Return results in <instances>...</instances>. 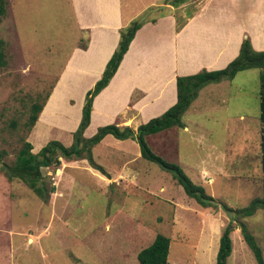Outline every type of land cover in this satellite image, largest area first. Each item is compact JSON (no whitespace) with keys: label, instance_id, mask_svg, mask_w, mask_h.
Masks as SVG:
<instances>
[{"label":"rangeland","instance_id":"obj_1","mask_svg":"<svg viewBox=\"0 0 264 264\" xmlns=\"http://www.w3.org/2000/svg\"><path fill=\"white\" fill-rule=\"evenodd\" d=\"M4 1L6 13L1 15L0 39L5 42L8 63L0 67V153L3 154L1 163L13 165L26 140L32 142L33 152H38L51 140L47 137L41 142L42 137L34 126L30 128V115L34 103H46L69 53L79 40L80 30L70 0ZM163 5L160 13L164 12ZM149 12L158 14L157 9L145 12L148 19ZM183 19L182 13L180 21ZM261 75V68H250L240 71L227 84H221L223 98L231 100L230 110L223 107L206 113L211 116L206 121L201 119V111L188 113L190 130L174 126L150 136L148 143L152 150L179 164L193 182L205 189L208 185L200 177L201 166L211 157L216 162L222 161L218 156L223 155L225 148L240 146L243 156L236 158L244 165L248 162V153L253 151L244 131L256 130L258 122L252 120L245 125L238 120L228 121V116L243 108L247 111L234 113H246L253 119L257 116ZM231 89L243 90L245 95L226 97V91ZM71 98L77 103L79 95ZM238 98L245 100V106L237 105ZM57 102L55 98L46 106L43 117L50 110L52 113ZM76 111V105L68 106L72 121ZM52 139L56 137L53 135ZM98 158L106 164V159L105 162L102 157ZM134 164L142 167L139 183L110 184L107 181H114L113 177H107L88 158H62L61 165L43 168L47 188L51 185L56 188L45 201L22 179H9L0 166V264H140L139 251L149 246L158 233H165L174 242L169 264H215L218 251L212 248L214 240L205 239L206 234L203 238L198 231L190 233L187 224L173 220L176 211L160 201L159 196L165 194L159 192L160 185L170 184L174 190L171 194L182 203L181 207L196 211L188 215L189 219L197 221L195 229L200 227L199 215L204 214V206L187 196L172 173L156 162L141 158ZM236 171L226 172L230 174L229 187L239 174ZM215 185L223 187L222 178L219 177ZM176 187L183 189L185 196ZM218 201L217 210L220 207L223 210V201ZM256 240L262 246V238ZM234 242L235 249H239L238 239ZM244 243L243 251L233 253L238 260L235 262L232 255L227 264H258L248 243Z\"/></svg>","mask_w":264,"mask_h":264},{"label":"crops","instance_id":"obj_2","mask_svg":"<svg viewBox=\"0 0 264 264\" xmlns=\"http://www.w3.org/2000/svg\"><path fill=\"white\" fill-rule=\"evenodd\" d=\"M70 1L76 25L80 30L79 40L69 53L34 125L35 132L42 137L41 142L47 137L52 139L54 135L67 145L72 144L73 132L82 118L86 93L102 77L119 44L121 29L152 9H157L158 14L149 12V19L137 31L115 75L94 98L91 122L84 132L86 137L93 136L100 126L110 123L129 125L137 129L142 123L160 116L178 100V76L195 74L203 69L216 70L226 67L239 55L245 37L250 38L255 50L264 51V0H193L181 6L169 2L162 3L164 0ZM162 4H165L164 12L160 13ZM182 13L184 19L180 21ZM227 82L230 80L209 83L200 90L201 95L197 96L184 114L185 127L188 130V113L193 115L194 111H201L203 114L200 117L206 121L211 117L206 113L218 111L223 107L230 110L231 100L223 98L224 93L220 88L221 84ZM212 84L216 85L206 90ZM244 92L227 90L226 97L234 94L243 96ZM76 95H79L77 103L71 98ZM55 98L58 101L56 107L52 109V113L50 110L43 117L46 106L54 102ZM257 99L259 112L254 119L249 118L251 116L246 113H234L247 111V108L238 109L228 116V121L258 122L256 130L244 131V136L252 144L253 150L248 153V162L244 165L239 163L236 157L243 154H240L241 147L234 145V148H225L223 155L218 156L222 161L218 159L216 162L211 157L212 159L206 160L201 166L200 177L208 185L206 191L234 208L245 207L254 198L263 196L264 122L260 118V91ZM237 103L244 105L245 100L238 98ZM73 104L76 105L77 111L72 121L68 106ZM70 120L71 126L68 125ZM152 135L147 136V140ZM93 156L97 163L105 167L104 174L113 177L114 181H107L110 184H118L119 181L126 185H130L131 181L139 183L142 167L134 163L144 157L136 140L119 139L108 134L93 146ZM98 157H102L104 161L106 159V164ZM230 169H237L236 173L239 174L235 175L229 187L227 182L230 174L226 172ZM219 177L224 181L221 188L215 185ZM116 178L118 181H115ZM171 188L170 184L160 185L159 192L165 194L160 195L159 199L176 211L173 220L187 224V231L190 233L198 231L203 238L206 234L205 239L214 240L212 248L218 251L221 235L230 221L226 211L220 207L212 212L209 207H203L204 214L199 215L200 227L195 229L197 221L189 219L188 215L196 211L182 208V203L171 194L174 191ZM176 190L184 195L183 189L181 191L176 187ZM241 220L256 238H262L264 246V209L258 208L254 214ZM231 237L233 247L228 259L234 256V251H243L246 246L240 226L232 230ZM235 238L240 246L237 250L234 245ZM172 244L174 242L171 238L170 253L173 250ZM233 260L236 262L238 259L234 256Z\"/></svg>","mask_w":264,"mask_h":264},{"label":"trees","instance_id":"obj_3","mask_svg":"<svg viewBox=\"0 0 264 264\" xmlns=\"http://www.w3.org/2000/svg\"><path fill=\"white\" fill-rule=\"evenodd\" d=\"M185 1L187 0H168L167 3L169 2L176 6ZM4 13H6L5 1L0 0V22L2 21L1 15ZM147 20V14H143L121 29L119 44L108 61L102 77L86 93L82 118L78 128L73 132L72 144L66 145L58 139H51L38 152H33L32 142L26 140L13 165L6 162L1 163L3 154L0 153V166L9 179H22L39 197L44 201L48 200L50 194L55 192L56 188L54 185H51L49 189L47 188L43 168L52 165H61L62 158L80 159L86 157L94 167L104 173L105 167L96 162L92 150L93 146L102 141L106 135L112 134L119 139L132 138L136 140L140 145L142 156L147 160L156 162L163 170L171 172L177 182L184 187L187 195L195 198L202 206L215 209L219 207L220 201L209 194L203 186L193 182L179 164L168 161L155 153L148 143L147 136L166 131L174 126L185 127L184 114L204 86L213 82H221L227 79L231 80L240 71L250 68L262 69L260 118L264 122V51L255 50L249 37L243 40L239 55L229 62L226 67L216 70L203 69L195 74L178 76V100L160 116L153 117L148 122L142 123L137 129L129 125L119 126L116 123H110L100 126L97 132L91 137L84 135L86 128L91 122L94 98L109 84L118 70L124 54L128 51L137 31ZM4 43V40L0 39V67H4L8 63L3 47ZM45 104H33V113L30 115V128L36 124ZM262 161L264 173V130L262 133ZM221 206L230 217V221L225 226L221 235L220 247L217 252L215 264H227V259L232 253L233 247L231 232L236 226L241 227L244 239L255 254L258 264H264V246L262 247L258 243L256 237L241 220L245 216L254 214L258 208L264 209V174L262 197L254 198L245 207L234 208L224 202L221 203ZM170 244L171 238L168 235L158 233L149 246L139 251L138 259L140 264H169Z\"/></svg>","mask_w":264,"mask_h":264}]
</instances>
